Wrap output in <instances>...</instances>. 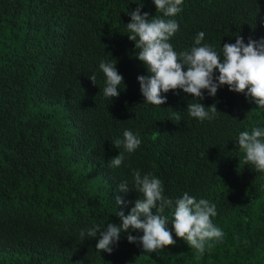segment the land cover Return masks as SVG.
Returning a JSON list of instances; mask_svg holds the SVG:
<instances>
[{
	"label": "trees",
	"instance_id": "obj_1",
	"mask_svg": "<svg viewBox=\"0 0 264 264\" xmlns=\"http://www.w3.org/2000/svg\"><path fill=\"white\" fill-rule=\"evenodd\" d=\"M139 4L141 15L163 18L153 0H0V264H264V173L243 163L237 145L240 132L264 128V109L227 86L199 101L216 105L213 120L190 117L195 98L179 89L162 93L161 106L145 103L137 77L147 70L126 29ZM181 7L169 41L177 53L199 32L217 52L237 34L245 44L264 38V0ZM113 60L126 87L111 101L99 64ZM125 130L141 140L131 154L112 143ZM120 152L122 165L110 167ZM133 170L159 178L173 201L187 192L214 203L222 239L202 256L171 224L176 244L150 254L127 234L111 254L96 250L99 234L81 239L93 226L119 225L118 211L129 214L139 198ZM124 181L130 192L118 191ZM165 215L171 223L172 209Z\"/></svg>",
	"mask_w": 264,
	"mask_h": 264
},
{
	"label": "clouds",
	"instance_id": "obj_2",
	"mask_svg": "<svg viewBox=\"0 0 264 264\" xmlns=\"http://www.w3.org/2000/svg\"><path fill=\"white\" fill-rule=\"evenodd\" d=\"M153 3L163 18L149 19L146 12L141 15L143 5L139 4L135 11L128 12L131 22L126 25L128 39L135 44L136 59L147 70V75L137 77L145 103L161 106L167 102L162 93L179 89L195 98L187 106L190 117L201 122L213 120L219 113L216 105L205 108L199 101L204 99L205 90L209 96L215 97L218 89L227 86L229 91L245 95L250 103L264 109V38L259 41L249 39L245 44L243 37L237 34L234 44H224L221 52H217L212 46L202 44L205 34L199 32L190 50L177 53L169 41L179 30L173 17L182 11L183 0H153ZM113 61L99 64L106 78L103 95L111 101L119 97L118 89L123 84V77ZM216 71L218 76L214 75ZM88 78L96 85V75ZM172 118L180 121V112L173 111ZM112 143L117 149L123 146L124 152L131 154L139 148L141 140L137 134L125 130L123 139H115ZM237 145L244 154L243 163L264 173V128L253 127L251 131L240 132ZM124 152L112 159L109 166L119 168L125 158ZM132 177L139 198L128 215L118 211L121 223H107L106 227L97 225L80 233L81 239L96 238L99 234L95 246L98 252L111 254L122 234H127L128 243L142 246L144 253L164 251L176 244L169 224L175 237L183 240L198 256L212 247L213 241L222 239L223 232L212 222L217 215L214 203L204 199L197 201L187 192L173 201L164 196L163 183L155 175H141L140 171L133 170ZM118 191L130 192L128 182H121ZM115 201L118 207L127 206L119 196ZM166 209H172L171 223L165 215ZM141 231L142 237L132 235Z\"/></svg>",
	"mask_w": 264,
	"mask_h": 264
}]
</instances>
